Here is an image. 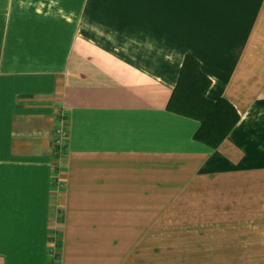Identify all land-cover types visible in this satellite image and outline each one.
Returning <instances> with one entry per match:
<instances>
[{
	"label": "crops",
	"instance_id": "0c3cea01",
	"mask_svg": "<svg viewBox=\"0 0 264 264\" xmlns=\"http://www.w3.org/2000/svg\"><path fill=\"white\" fill-rule=\"evenodd\" d=\"M187 55L216 148L167 108ZM0 264H264V0H0Z\"/></svg>",
	"mask_w": 264,
	"mask_h": 264
},
{
	"label": "trees",
	"instance_id": "16d2710c",
	"mask_svg": "<svg viewBox=\"0 0 264 264\" xmlns=\"http://www.w3.org/2000/svg\"><path fill=\"white\" fill-rule=\"evenodd\" d=\"M211 82L192 55H187L169 99L168 110L199 121L194 138L216 148L240 119L234 105L221 97L211 100L206 93Z\"/></svg>",
	"mask_w": 264,
	"mask_h": 264
},
{
	"label": "built area",
	"instance_id": "2783aa9c",
	"mask_svg": "<svg viewBox=\"0 0 264 264\" xmlns=\"http://www.w3.org/2000/svg\"><path fill=\"white\" fill-rule=\"evenodd\" d=\"M64 121V120H63ZM66 136H67V126L64 122V125H61L59 128H58V136H57V139H56V143L62 148V146L64 145L65 147V141H66ZM64 149V148H63ZM63 149L60 151L62 152Z\"/></svg>",
	"mask_w": 264,
	"mask_h": 264
},
{
	"label": "rangeland",
	"instance_id": "374dc122",
	"mask_svg": "<svg viewBox=\"0 0 264 264\" xmlns=\"http://www.w3.org/2000/svg\"><path fill=\"white\" fill-rule=\"evenodd\" d=\"M61 125H64V121H63V117H61L60 119H59V122H58V128L61 126ZM58 128H57V130H56V135L58 136ZM56 139H57V137H56ZM55 146H57L58 148L56 149L55 148V150L57 151V153L59 154V149H60V151L64 148V145L62 146V148L56 143V140H55ZM58 156V155H57ZM59 158V157H58Z\"/></svg>",
	"mask_w": 264,
	"mask_h": 264
}]
</instances>
